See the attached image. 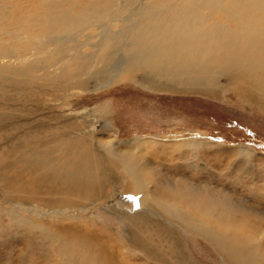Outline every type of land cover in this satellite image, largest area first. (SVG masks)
<instances>
[{
  "label": "bare ground",
  "instance_id": "1",
  "mask_svg": "<svg viewBox=\"0 0 264 264\" xmlns=\"http://www.w3.org/2000/svg\"><path fill=\"white\" fill-rule=\"evenodd\" d=\"M137 2L117 3L115 22L121 19L120 11H128V16L122 18L120 32L111 37L102 31L97 35L99 41L89 44L99 49L98 53L103 54L101 59L94 51L81 57L76 46L63 48L71 43L67 33L99 22L106 5H111L92 0L90 8L80 9L82 12H56L47 8L42 25L49 31L62 30L50 33L59 35L55 41L61 46L50 58L36 55L35 59H22L17 65L11 60L0 61V84L8 85L0 88L1 185L7 188L11 200H19L25 206L30 203L39 207L77 206L95 201L106 191L107 162V167L115 170L113 174L122 173L128 181L127 185L123 184L122 177L117 175L111 180L118 193L117 202L144 198L150 188L148 199H141L142 203L153 208L151 212L157 210L159 217L170 219V226L163 225L162 221L153 220L148 210L128 216L136 227L133 245L149 258L165 264H185L182 243L172 228L176 225L210 242L226 264H264L263 253L257 249L264 240V229L258 233V240H245L241 233L247 221L240 213L257 210L252 205L241 207V202H245L236 192L224 193L217 185L197 182V177L180 171L176 161L184 164V157L158 163L146 159L137 152L145 140L121 142L108 134H105L107 138L99 136L92 111L77 119L53 117L45 115L41 103L32 104L33 98L27 95L33 90L45 95L43 90H48L58 92L57 96H70L73 91L84 89V75L91 66L102 81L109 75L118 77V72L127 71L158 89L188 93H217L221 87L219 79L225 75L264 106V0ZM102 5L101 11L98 7ZM203 8L209 14L202 13ZM216 13L224 17V23L216 20ZM119 46L123 49L119 52L122 60L110 67ZM70 51L71 56L65 55ZM39 71L44 74L32 76ZM13 87L21 90L12 91ZM150 141L147 142L153 143ZM218 145L194 138L184 141L179 149L188 148V153H194ZM237 150V155L250 158L249 148ZM193 174L199 177L198 173ZM6 211L12 222L38 229L45 246L59 248V264H118V259L107 253L108 246L101 242L100 236L87 238L75 227L64 229L59 235L50 226L24 218L14 209Z\"/></svg>",
  "mask_w": 264,
  "mask_h": 264
},
{
  "label": "rangeland",
  "instance_id": "2",
  "mask_svg": "<svg viewBox=\"0 0 264 264\" xmlns=\"http://www.w3.org/2000/svg\"><path fill=\"white\" fill-rule=\"evenodd\" d=\"M90 1L92 0H0V61L11 60L13 65H17L22 59H35L36 55L44 59L50 58L55 51L61 49L55 41L59 35L50 33H60L62 30L57 28L49 31L42 25L47 8H53L56 12H80L84 7L90 8ZM99 1L103 5L111 3L106 5L108 7L103 18L97 23L86 24L67 33L66 37L71 43L66 46L64 44V49L76 46L81 57L94 51L100 59L102 58L103 54L98 53L99 49L89 44L97 43L100 39L97 35L102 31L111 37L120 32L122 18L128 16V11H120L121 19L115 22L114 18L118 17L117 3L121 0ZM52 3L56 7H53ZM103 5L98 9L102 11ZM201 12L209 14L207 8H203ZM220 16L222 15L216 13V20L224 23V17ZM212 21L210 19V22ZM50 40L48 46L47 42ZM41 44L45 45L46 49ZM121 49L122 47L116 49L110 67L122 60ZM72 54L70 51L65 55ZM95 69H91V66L86 69L89 73L84 75V89L75 90L70 96H57L58 92L48 90H43V93H47L45 95L39 94L37 90L27 95L33 98L30 100L32 104L40 102L43 113L53 117L72 116L77 119L85 112L92 111L93 118L97 121L99 136L107 138L105 134H108L121 142L145 140L139 144L141 151L137 152L154 163L184 157V164L180 165L176 161L180 171H186V175L194 179L197 177V182L205 181L213 187L217 185L224 193L236 192L235 195L245 202H241V207L245 204L252 205L257 210L251 214L242 212L240 216L247 221L246 229L241 232L242 236H246L245 240H258V233L264 229V106L252 100L239 83L230 81L225 75L219 79V91L207 94L158 89L127 71L118 72V77L109 75V78L106 77L102 81L98 79ZM43 74L39 71L32 76ZM27 76L29 77V73ZM7 87L8 85L0 84L1 89ZM20 90L21 88H12V91ZM194 138L219 144L218 148L205 147L194 153H188V148L179 149L184 141ZM1 143L3 142L0 138ZM238 147L249 148L250 158L237 155ZM233 150L235 152L232 154ZM98 151L104 153L102 149ZM107 164L105 162L109 175L106 191L93 202L67 208L39 207L34 203L31 205V201L28 202L29 206H25L19 200H11L7 188H3L0 182V264L60 263V249L45 246L38 229H29L16 221L12 222L6 209H14L24 218L48 225L59 235L69 227H75L87 238L100 236L101 242H106L104 245L108 246L107 253L118 259V264H165L149 258L134 247L136 227L131 224L128 216L148 210L149 216L155 221H162L163 225L170 226V219L166 218V221L161 215L159 217L157 210L151 212L153 208L142 203L141 199H148L150 188L145 191L144 198H139V210L134 208L136 198L126 203L117 202L115 196L118 193L111 180L117 175L118 178L122 177L123 184L127 185L128 181L122 173L113 174L115 170H111ZM193 173H198L199 177ZM172 228L176 230V235L182 243L185 264H226L216 248L206 239L186 230L187 233L181 226L175 225ZM258 248L264 256V240Z\"/></svg>",
  "mask_w": 264,
  "mask_h": 264
},
{
  "label": "snow or ice",
  "instance_id": "3",
  "mask_svg": "<svg viewBox=\"0 0 264 264\" xmlns=\"http://www.w3.org/2000/svg\"><path fill=\"white\" fill-rule=\"evenodd\" d=\"M137 202L134 205L135 210H139L140 204H139V198H136Z\"/></svg>",
  "mask_w": 264,
  "mask_h": 264
}]
</instances>
